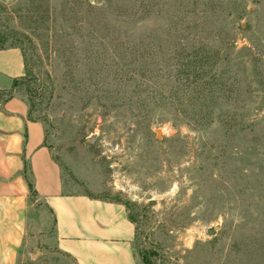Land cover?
Masks as SVG:
<instances>
[{
    "label": "rangeland",
    "instance_id": "374dc122",
    "mask_svg": "<svg viewBox=\"0 0 264 264\" xmlns=\"http://www.w3.org/2000/svg\"><path fill=\"white\" fill-rule=\"evenodd\" d=\"M0 46L66 191L126 204L138 264H264V0H0ZM28 215L20 264H72Z\"/></svg>",
    "mask_w": 264,
    "mask_h": 264
},
{
    "label": "crops",
    "instance_id": "0c3cea01",
    "mask_svg": "<svg viewBox=\"0 0 264 264\" xmlns=\"http://www.w3.org/2000/svg\"><path fill=\"white\" fill-rule=\"evenodd\" d=\"M25 75L21 48H0V90L12 89L14 80ZM34 197L54 220L57 253L72 264H138L136 224L126 204L87 191H66L44 123L32 117L27 99L14 93L0 104V264H20L25 255Z\"/></svg>",
    "mask_w": 264,
    "mask_h": 264
},
{
    "label": "trees",
    "instance_id": "16d2710c",
    "mask_svg": "<svg viewBox=\"0 0 264 264\" xmlns=\"http://www.w3.org/2000/svg\"><path fill=\"white\" fill-rule=\"evenodd\" d=\"M0 48H5V47L4 46H0ZM18 81L19 80H14V83H13V86H12V89H11V92H9L5 98H3V99L0 100V104L2 102L7 101L8 99H10L14 95V93H12V92L15 89V87L17 86ZM1 92H3V91L0 90V93ZM25 171L27 172V170H25ZM26 177H27V180H28V185H29L30 191L32 192V194H35L34 185H33L32 180L29 178V176L26 175Z\"/></svg>",
    "mask_w": 264,
    "mask_h": 264
},
{
    "label": "water",
    "instance_id": "95a60500",
    "mask_svg": "<svg viewBox=\"0 0 264 264\" xmlns=\"http://www.w3.org/2000/svg\"><path fill=\"white\" fill-rule=\"evenodd\" d=\"M209 234H214L215 233V229H209Z\"/></svg>",
    "mask_w": 264,
    "mask_h": 264
}]
</instances>
